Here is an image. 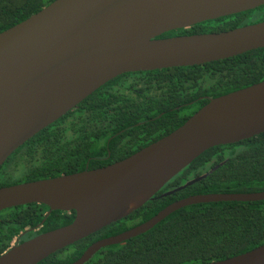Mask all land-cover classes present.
<instances>
[{"label": "water", "instance_id": "95a60500", "mask_svg": "<svg viewBox=\"0 0 264 264\" xmlns=\"http://www.w3.org/2000/svg\"><path fill=\"white\" fill-rule=\"evenodd\" d=\"M264 6V0H55L0 33V169L21 145L112 79L129 72L202 65L264 48V21L229 31L159 38ZM264 133V81L210 99L180 127L119 162L0 187V212L43 204L75 212L63 227L20 241L0 264H39L148 202L208 149ZM192 182L188 183L190 185ZM264 191L197 194L146 222L93 243L71 264L146 233L201 203L263 201ZM206 264H264V244Z\"/></svg>", "mask_w": 264, "mask_h": 264}, {"label": "trees", "instance_id": "16d2710c", "mask_svg": "<svg viewBox=\"0 0 264 264\" xmlns=\"http://www.w3.org/2000/svg\"><path fill=\"white\" fill-rule=\"evenodd\" d=\"M53 1L0 0V33ZM253 17L257 18L251 21ZM260 21H264V6L170 31L159 38L218 33ZM126 76L139 79L126 80ZM262 81L264 48L202 65L118 76L25 142L28 169L24 178L15 180L2 172V166L0 187L105 166L111 161L88 163L87 159L93 154L101 155L98 150L106 149L108 137L119 129L130 125L133 129L158 127L162 136L168 135L210 99ZM67 117L72 118V129L78 133L72 142L66 140L62 126ZM143 121L146 122L136 125ZM262 191L264 133L208 149L128 217L57 251L39 264H71L93 243L136 227L173 202L192 195ZM48 210L43 204H28L1 211L0 255L26 231L21 241L66 226L75 218L74 211H53L45 219ZM263 244L264 200L201 203L174 212L144 234L100 249L85 264H206Z\"/></svg>", "mask_w": 264, "mask_h": 264}, {"label": "flooded vegetation", "instance_id": "af4514ba", "mask_svg": "<svg viewBox=\"0 0 264 264\" xmlns=\"http://www.w3.org/2000/svg\"><path fill=\"white\" fill-rule=\"evenodd\" d=\"M256 23H258V22H256ZM249 24H254V23H249ZM175 36H177V35H175ZM178 36H181V35H178ZM170 37H174V36H170ZM129 73H136V72H129ZM125 74H127V73H125ZM125 79L126 80H130V79H139V78H136L135 76H126ZM79 104H77L71 110H74V108H76ZM71 110H69L66 114H68ZM66 114L63 115V116H66ZM71 119L72 118H69V117L65 118V120H64L65 122L62 124V126L64 127V135H65L66 140L68 142H72L73 138L77 137V135H78L77 130L75 131V130L72 129L73 128V122H71ZM152 120H154V119H152ZM145 122L146 121L139 122L136 125H138V124L141 125V124H144ZM79 126H81V125H79ZM161 131H162L161 128H158V127L133 129V125H130V126L126 127V128L119 129L117 132L112 133L108 137V140H107V143H106V149L98 150L99 152H101V155H95V154L90 155V157L87 159V162L89 163L90 161H96V160H101L102 162H110L111 161V163H109V164H107L105 166H108L110 164L119 162V161H121L123 159H126L127 157L133 155L134 153L140 151L141 149L147 147L148 145L156 142L157 140L163 138L164 136H162V132ZM109 132H107V133H109ZM115 137H117V139H115L111 143V140L113 138H115ZM24 144L21 145L17 150H15L12 153V155H13V154H15L17 152L15 154V156H14L13 161L9 162L8 161L9 158L7 159V161L9 162V164L7 166L8 167L12 166V168L15 171L16 176H13V178L15 180H22L24 178L25 172L28 169V164L26 163V161L24 159L25 158V152H26ZM102 147L103 146H101V148ZM5 163H4V165H5ZM8 167H7V169H8ZM102 167H104V166H102ZM99 168H101V167H99ZM7 169L4 170L5 173H7ZM95 169H97V168H95ZM88 170H91V169H88ZM25 182H27V181H25ZM28 182H30V181H28ZM22 183H24V182H22ZM25 236H26V234H24L20 238V241ZM28 239H30V238H27L25 240H28ZM25 240H23V241H25Z\"/></svg>", "mask_w": 264, "mask_h": 264}, {"label": "rangeland", "instance_id": "374dc122", "mask_svg": "<svg viewBox=\"0 0 264 264\" xmlns=\"http://www.w3.org/2000/svg\"><path fill=\"white\" fill-rule=\"evenodd\" d=\"M255 18H257V17H253V18H251L250 20L253 21ZM8 164H9V163L7 162V163L4 165L2 172H3L5 169H7V167H8L7 165H8ZM7 173L11 174L12 176H16L15 171H14V169L12 168V166H9V167H8V169H7Z\"/></svg>", "mask_w": 264, "mask_h": 264}]
</instances>
